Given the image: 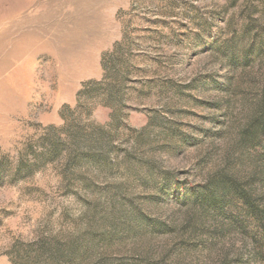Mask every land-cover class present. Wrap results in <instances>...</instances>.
<instances>
[{
  "label": "rangeland",
  "instance_id": "rangeland-1",
  "mask_svg": "<svg viewBox=\"0 0 264 264\" xmlns=\"http://www.w3.org/2000/svg\"><path fill=\"white\" fill-rule=\"evenodd\" d=\"M264 0H0V264H264Z\"/></svg>",
  "mask_w": 264,
  "mask_h": 264
},
{
  "label": "trees",
  "instance_id": "trees-1",
  "mask_svg": "<svg viewBox=\"0 0 264 264\" xmlns=\"http://www.w3.org/2000/svg\"><path fill=\"white\" fill-rule=\"evenodd\" d=\"M241 197H243V198H241L242 203H244L247 206V214L253 215V217L257 221V223H259V222L264 223V214L255 212L252 208L253 206L251 205V203L247 200L245 201L244 196H241Z\"/></svg>",
  "mask_w": 264,
  "mask_h": 264
}]
</instances>
